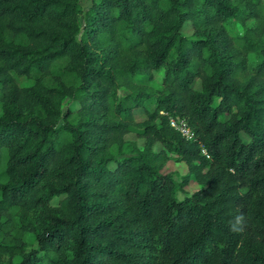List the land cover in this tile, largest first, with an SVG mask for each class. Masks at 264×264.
I'll return each instance as SVG.
<instances>
[{
    "label": "trees",
    "instance_id": "obj_1",
    "mask_svg": "<svg viewBox=\"0 0 264 264\" xmlns=\"http://www.w3.org/2000/svg\"><path fill=\"white\" fill-rule=\"evenodd\" d=\"M0 110V264H264L263 0H0Z\"/></svg>",
    "mask_w": 264,
    "mask_h": 264
},
{
    "label": "rangeland",
    "instance_id": "obj_2",
    "mask_svg": "<svg viewBox=\"0 0 264 264\" xmlns=\"http://www.w3.org/2000/svg\"><path fill=\"white\" fill-rule=\"evenodd\" d=\"M263 2H264V0H263ZM80 3H81L83 8H86L90 4V0H80ZM80 21H81V24H83V22H84L83 16L80 17ZM253 22H254L253 19H249V20H246L245 23L247 25H250ZM224 25L230 34L239 33L242 31V28H243L242 24L239 21H237L236 19H229L224 23ZM182 30L184 33L190 34L192 32V27H191L190 23H185ZM249 58L252 60L253 56L250 55ZM13 75H14L17 83L20 85L28 84L32 81V78L25 76V75H19L16 73H13ZM158 78H159V74L156 73L155 74V80H152L150 83L158 87L159 86ZM194 86L195 87L199 86L198 81L194 82ZM66 107H70L71 109H77L78 104H77V102H74V101L70 100L69 98L65 97L62 100V110H64ZM0 112H1V110H0ZM135 113H136V117L138 119L144 117V115H145L144 111H142V110H138V111L136 110ZM243 138L245 140H247V137L243 136ZM126 139L129 142L126 144V147H127L126 151H128L131 148V146H132L131 141H133L134 139L139 144H141V142H142V138L136 136V134H134L132 132L126 134ZM155 148H158V144L155 145ZM116 150H117V147L115 145H113L112 151L116 152ZM122 155L123 154H121V156ZM4 161H5V155L3 153V155L0 159V168H2L4 166ZM167 170H176L178 172V174L181 175V174H184L186 172L187 167H186L185 162L182 161L176 153H172V154H170L169 159H168V161H167V163L163 169V171H167ZM198 186H199V184L197 182H194V181L192 183L184 185L180 190L177 191L178 198H182L183 196L191 193ZM60 197L61 196L55 197L53 199V202L56 203ZM27 239L29 240L31 245H35V240H34V237L32 234L28 235Z\"/></svg>",
    "mask_w": 264,
    "mask_h": 264
},
{
    "label": "built area",
    "instance_id": "obj_3",
    "mask_svg": "<svg viewBox=\"0 0 264 264\" xmlns=\"http://www.w3.org/2000/svg\"><path fill=\"white\" fill-rule=\"evenodd\" d=\"M170 124L175 127L184 137L186 138H192L193 137V131L188 126L186 120L182 117H174L170 116L169 118Z\"/></svg>",
    "mask_w": 264,
    "mask_h": 264
}]
</instances>
